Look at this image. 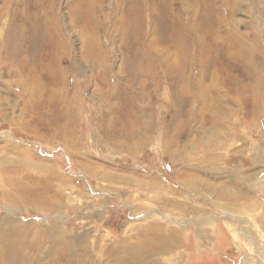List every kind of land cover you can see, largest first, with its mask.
<instances>
[{
    "label": "rangeland",
    "instance_id": "rangeland-1",
    "mask_svg": "<svg viewBox=\"0 0 264 264\" xmlns=\"http://www.w3.org/2000/svg\"><path fill=\"white\" fill-rule=\"evenodd\" d=\"M227 1L0 0V264H264V0Z\"/></svg>",
    "mask_w": 264,
    "mask_h": 264
},
{
    "label": "bare ground",
    "instance_id": "bare-ground-1",
    "mask_svg": "<svg viewBox=\"0 0 264 264\" xmlns=\"http://www.w3.org/2000/svg\"><path fill=\"white\" fill-rule=\"evenodd\" d=\"M216 1H218V0H215V2H216ZM219 1H220V0H219ZM224 1H226V3H228V1H227V0H223V1L221 0V2H220V6H222V4H221V3H224ZM214 27H215V26H214Z\"/></svg>",
    "mask_w": 264,
    "mask_h": 264
},
{
    "label": "crops",
    "instance_id": "crops-1",
    "mask_svg": "<svg viewBox=\"0 0 264 264\" xmlns=\"http://www.w3.org/2000/svg\"><path fill=\"white\" fill-rule=\"evenodd\" d=\"M171 233V232H170ZM170 233H169V236H170ZM176 241V240H175ZM178 244H179V242L178 241H176Z\"/></svg>",
    "mask_w": 264,
    "mask_h": 264
}]
</instances>
